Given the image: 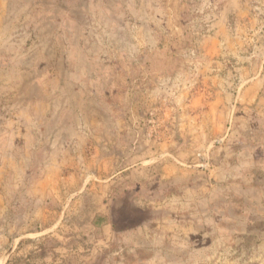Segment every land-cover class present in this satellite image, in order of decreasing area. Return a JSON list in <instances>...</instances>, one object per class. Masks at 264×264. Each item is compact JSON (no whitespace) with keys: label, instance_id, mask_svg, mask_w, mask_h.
<instances>
[{"label":"rangeland","instance_id":"1","mask_svg":"<svg viewBox=\"0 0 264 264\" xmlns=\"http://www.w3.org/2000/svg\"><path fill=\"white\" fill-rule=\"evenodd\" d=\"M0 264H264V0H0Z\"/></svg>","mask_w":264,"mask_h":264}]
</instances>
